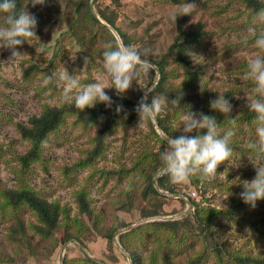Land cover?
Listing matches in <instances>:
<instances>
[{
  "label": "rangeland",
  "instance_id": "obj_1",
  "mask_svg": "<svg viewBox=\"0 0 264 264\" xmlns=\"http://www.w3.org/2000/svg\"><path fill=\"white\" fill-rule=\"evenodd\" d=\"M90 1L45 0L44 5L36 6L31 0L23 1L24 7L37 17L35 31L38 38H30L20 46L18 51L24 54L18 57L11 58L8 49L0 50L1 187L16 186L13 170L19 165L17 156L29 148V142L21 137L17 124H27L30 116L40 114L46 105L60 106L63 103L62 89L57 85L42 86L43 79L64 67L82 85L95 81L101 74L104 45L112 42L110 35L114 34L108 27L110 33L92 23L88 15ZM99 1L106 14L115 16V24L129 44L147 49L151 60L166 50L179 25L188 30L201 24L204 31L201 43L190 49L193 81L205 85L213 98L223 94L232 105V114L247 109L246 97L254 95V85L244 78V73L248 60L257 55L264 56V51L255 48L252 39L247 44L243 41L255 13L264 10V0H258L259 6L243 0H190L187 3L195 2L198 7L192 14L177 16L175 23L171 13L183 4L164 0ZM92 8L103 20L94 4ZM261 30L264 28L257 26V32ZM167 68L177 74L169 81L178 84L184 76V68L172 60ZM151 75L140 69L137 79L124 95L134 98L142 97L144 91L149 92L159 74L156 76L155 72L154 80ZM105 91L121 96L115 89ZM193 92L199 95L197 90ZM184 114L180 113L172 122L173 128L180 133L179 123ZM138 121L139 118L132 123L118 124L106 136L102 152L86 166L78 164L94 148L101 118L86 125L71 115L48 135L42 144L40 159L29 168L27 181L48 200L57 202L67 215L61 216L58 223L50 227L40 224L34 212L24 208L17 213L22 230L9 214L0 215V264H63L65 261L67 264H93L87 260L91 257L106 264H128L130 256L126 248L140 254L141 264H185L188 258L193 259L203 252L208 243L196 227L191 228L196 235H191L190 242L182 240L183 244H180L177 238L176 249L167 247L160 254L156 253L155 243L149 239L150 229L128 234L122 240L118 233L115 238L113 235L111 242L105 234L120 220L129 226L142 220L141 223L175 219L192 212L187 194L207 211H219L209 220L213 238L218 243L258 259L257 264L264 263V199L258 200L256 207L252 208L239 198L243 191L239 181H251L255 176L252 164L257 161L247 147L256 139L254 121L250 125L242 122L240 128H235L237 141L234 144L238 149H232L231 156L218 165L211 183L199 188L203 195L190 182L176 184L177 194L183 195L190 206L184 199L183 204L176 197L161 193L163 197L160 199L144 196L139 177L135 176L133 184L129 174L121 173L122 168L132 166L143 147L158 148L157 140L151 137L148 122ZM152 124L156 130L153 121ZM80 192L88 201L91 212L88 215L80 212L77 199ZM153 209L159 213L141 217ZM65 223L69 224L66 225L69 233L79 239L68 240L64 247L60 238L66 234ZM223 263L235 264L227 258V253L221 255L208 249L201 263L196 264Z\"/></svg>",
  "mask_w": 264,
  "mask_h": 264
},
{
  "label": "trees",
  "instance_id": "obj_2",
  "mask_svg": "<svg viewBox=\"0 0 264 264\" xmlns=\"http://www.w3.org/2000/svg\"><path fill=\"white\" fill-rule=\"evenodd\" d=\"M23 1L24 0H16L18 11L24 8ZM164 1L171 4H184L190 0ZM243 1H245L247 4H255V6L261 5L258 0ZM93 4L102 19L109 23L118 32L122 42L124 44H129L124 33H122L115 24V16H109L106 14V9H104V5L101 4L99 0H95ZM4 15L5 14L0 13V23L3 22ZM88 15L94 25H96L101 30L109 32L106 26L101 24L90 10L88 11ZM203 34L204 31L201 24L197 25V27L194 29L188 30L179 25L176 35L166 50L156 59H150L158 67L159 76L155 85L148 92L150 94L148 102L150 103L152 96L163 95L169 98L167 107L156 118L158 125L167 136L172 135L173 137H177L181 135L180 132H177L173 128L172 122L178 118L180 113H186L187 111L203 112L204 114L214 116L217 119L219 130L221 132L233 127L230 123H228L221 113L210 108L209 102L215 99L212 97V93H210L206 89L205 85L200 83V81H193L194 71L190 67V49L193 48V46L201 43V36ZM110 37L112 42H117L114 36L110 35ZM170 60L175 61L180 67L184 68V76L178 84H174L169 81L170 78L177 77V74H175L172 69L167 68L168 62ZM147 71L152 74L151 80H154L155 70L151 67L147 69ZM193 90H197V94L199 93V95H196ZM180 93L182 94V98L180 99L179 105L177 106L172 103L171 99H175ZM108 95L114 102L110 108L106 107L103 103H97L94 107L85 108L81 112L72 103L63 102L60 106L46 105L40 114L30 116L27 124H17V130L21 137L29 142V148L24 154L17 156L19 165L13 170L15 174L14 178L16 180V186L14 188L0 186V215L3 216L7 213L11 216V218L16 219V225L18 226L19 230H22V225L20 219H17V213L19 210L24 208H28L33 211L40 224L50 227L55 226L61 216L67 215L66 211H64V209L61 208L57 202L48 200L28 183L27 174L31 164L37 162L40 159V151L43 142L47 139L50 133H54L64 123L68 116L74 115L77 121H80L86 125L92 124L98 118L102 119L101 127L94 138L95 146L90 152H88L86 158L80 161L78 164L79 166L89 165L94 156L102 152L106 136L109 135L118 124L132 123L139 118L134 109L137 105V102L141 99L140 95L135 96L134 98L125 96L124 94L120 97L115 96L114 93ZM118 105L123 106V110L120 112L116 111V107ZM229 115L236 121L234 127L235 135L232 137L233 140L231 141V148L238 149L234 144L237 141L235 138L237 136L235 128H240L242 122L250 125L255 119V114L246 109L237 115L232 113ZM148 125L150 127L151 137H154V139H156L158 142V148L152 149L147 145L146 147H143L135 156L132 166L128 169L122 168L121 173L129 174L133 184L135 183V176H138L142 184L143 195H151L154 198L160 199L163 196L156 190L154 186V176L160 168L158 154L164 151L165 141L156 132L152 122H148ZM203 133L204 130H201V134ZM189 135H195V133H190ZM1 149L2 148L0 146V152ZM211 181L212 179L202 182L198 177H192L189 182L193 188L200 192L199 188L210 184ZM157 184L163 191H168L175 194L178 193L176 184L170 182L169 178L164 174L158 177ZM200 194L203 195V191H201ZM187 196L192 204V212H188L175 219L152 220L139 223L133 228L119 233V239L122 240L128 234H136L139 231L143 233L150 229L151 233L149 239L155 243L154 248L156 253L160 254L163 252V249L167 247L176 249L174 244H178V242L183 244V242H181L182 240H185L186 243L190 242L191 235H196L194 231H191V228L194 229V227H196L199 229L198 233L202 236L204 241L208 242L209 244L207 243V245L204 246L203 252H201L198 256L193 259L188 258L185 264L201 263L202 257L206 254L208 249L221 255L227 253V258L233 260L235 264H254V262L255 264L258 263V259L252 258L249 255L241 253L240 251L218 243L213 238V232L211 226H209V220L212 219L214 213L216 214L219 211L214 209L207 211V209L201 207L200 203L192 196L189 194H187ZM77 199L80 212L85 215L90 214L91 212L88 201L85 199L83 192L78 194ZM176 199L184 204L183 199ZM158 213L159 212L154 209L148 210L143 213L141 217L146 218L157 215ZM191 219H193L192 222H190ZM66 225L69 226L68 223H65L64 227L66 228V234L60 238V241L65 243L73 238L78 240L79 238L69 233ZM127 225L128 224L126 222L120 220L119 224H114L107 230L105 237L108 239V241H113L114 233L119 228L126 227ZM209 237L211 241H209ZM124 248L126 247L124 246ZM126 250L128 251V254L131 258V264L142 263L141 256L138 252L129 250L128 248H126ZM222 259L223 257L220 259L221 262H223ZM87 260L93 264H101L89 258H87ZM63 264H67L66 261L63 262ZM261 264L264 263L262 262Z\"/></svg>",
  "mask_w": 264,
  "mask_h": 264
},
{
  "label": "clouds",
  "instance_id": "obj_3",
  "mask_svg": "<svg viewBox=\"0 0 264 264\" xmlns=\"http://www.w3.org/2000/svg\"><path fill=\"white\" fill-rule=\"evenodd\" d=\"M31 4L44 5L45 0H31ZM197 7L195 2L184 3L171 13V19L175 23L177 16L192 14ZM0 13L5 14L3 22L0 23V48L10 50L11 58L21 56L24 53L18 51V48L30 38L37 37L35 31L37 17L26 7L18 11L16 0H0ZM257 26L264 28V10L255 13L243 43L247 44L248 40L252 39L254 47L264 51V30L258 33ZM150 55L147 49L142 50L122 41L109 42L104 45L101 74L95 81L82 85L64 67L62 71L45 77L42 86H59L62 89L63 102L72 103L81 112L85 108L94 107L97 103H103L110 108L114 102L105 89H115L117 95L126 93L137 79L139 70L152 67ZM244 78L254 85V95L246 97V106L255 114L256 139L247 147L254 153L257 162L252 164L255 169L254 178L251 181H239L243 188L239 198L255 208L256 202L264 199V56L257 55L248 60ZM149 95L144 91V95L135 106L134 110L139 117L138 123L155 121L167 107L168 97L152 96L149 103ZM181 98L180 93L171 101L178 106ZM209 106L221 113L233 127L221 132L214 116L187 111L179 123L181 135L165 136L164 151L158 154L159 172L166 175L174 184L189 182L192 177H198L202 182L215 178L218 165L224 163L232 154L231 141L235 135L236 124L235 119L229 115L232 105L223 94H218L209 102ZM122 110V105L116 107L117 112ZM201 130H204L203 134ZM190 133L195 135H189Z\"/></svg>",
  "mask_w": 264,
  "mask_h": 264
},
{
  "label": "water",
  "instance_id": "obj_4",
  "mask_svg": "<svg viewBox=\"0 0 264 264\" xmlns=\"http://www.w3.org/2000/svg\"><path fill=\"white\" fill-rule=\"evenodd\" d=\"M93 2H94V0H91L90 1V7H91V11H92V13H93V15L100 21V23H102L103 25H105L106 27H108L111 31H112V33L114 34V36H115V38L117 39V41H122L121 40V38H120V36H119V34H118V32L110 25V24H108L107 22H105V21H103V20H101L99 17H98V15L96 14V12L93 10V8H92V6H93ZM151 64H152V67L155 69V72H156V76L159 74V69H158V67L151 61ZM154 123H155V126H156V130H157V132H158V134L164 139V137L165 136H167L164 132H163V130L160 128V126L158 125V123H157V121L155 120V121H153ZM161 175H163V174H161L160 172H158L157 174H156V176L154 177V186H155V188H156V190L159 192V193H161V194H164V195H167V196H173V197H176V198H182V199H184V200H186V202H188V205L190 206V203H189V201L183 196V195H180V194H175V193H170V192H167V191H162L160 188H159V186H158V184H157V179H158V177H160ZM142 221H144V220H142ZM142 221H138L137 223H134V224H131V225H129V226H127L125 229H120V230H117L116 232H115V234H114V238H115V236L118 234V233H120V232H122V231H124V230H129L130 228H132L133 226H135L136 224H138V223H141ZM66 246V243H64V247ZM82 249H84V247L82 246V245H79ZM85 250V249H84ZM92 259H94L96 262H99V263H101V264H106V263H103V262H100L99 260H97V259H95V258H93V257H91ZM62 257H61V262H62Z\"/></svg>",
  "mask_w": 264,
  "mask_h": 264
}]
</instances>
